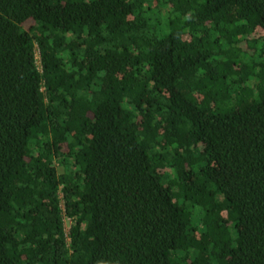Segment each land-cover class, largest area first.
I'll list each match as a JSON object with an SVG mask.
<instances>
[{
  "label": "trees",
  "instance_id": "16d2710c",
  "mask_svg": "<svg viewBox=\"0 0 264 264\" xmlns=\"http://www.w3.org/2000/svg\"><path fill=\"white\" fill-rule=\"evenodd\" d=\"M0 264H264V0H0Z\"/></svg>",
  "mask_w": 264,
  "mask_h": 264
}]
</instances>
